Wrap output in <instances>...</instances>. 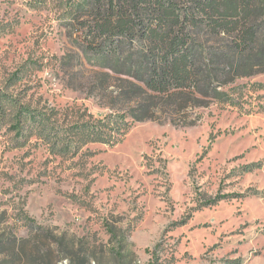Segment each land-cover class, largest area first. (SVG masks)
I'll return each instance as SVG.
<instances>
[{"label":"rangeland","instance_id":"rangeland-1","mask_svg":"<svg viewBox=\"0 0 264 264\" xmlns=\"http://www.w3.org/2000/svg\"><path fill=\"white\" fill-rule=\"evenodd\" d=\"M85 5L0 0V264H264V73L193 126L65 154L33 135L116 112L78 47Z\"/></svg>","mask_w":264,"mask_h":264},{"label":"trees","instance_id":"trees-1","mask_svg":"<svg viewBox=\"0 0 264 264\" xmlns=\"http://www.w3.org/2000/svg\"><path fill=\"white\" fill-rule=\"evenodd\" d=\"M85 6L91 19L79 22L78 47L96 68L93 89L116 112L64 134L54 124L34 123L33 135L55 153L91 142L114 145L135 122L196 125L200 108L236 103V82L264 73V0H86Z\"/></svg>","mask_w":264,"mask_h":264}]
</instances>
